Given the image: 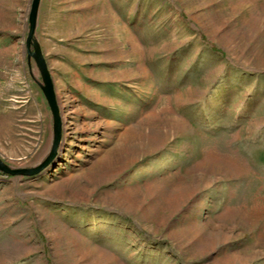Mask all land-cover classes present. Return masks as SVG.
<instances>
[{"label": "rangeland", "instance_id": "1", "mask_svg": "<svg viewBox=\"0 0 264 264\" xmlns=\"http://www.w3.org/2000/svg\"><path fill=\"white\" fill-rule=\"evenodd\" d=\"M30 5L0 0L14 169L54 138ZM35 37L63 141L0 173V264H264V0H42Z\"/></svg>", "mask_w": 264, "mask_h": 264}, {"label": "water", "instance_id": "2", "mask_svg": "<svg viewBox=\"0 0 264 264\" xmlns=\"http://www.w3.org/2000/svg\"><path fill=\"white\" fill-rule=\"evenodd\" d=\"M41 1L42 0H31L30 11L28 15V35L26 39V51L29 62L31 61V59L34 60L42 78V81L39 83V86L47 100L53 117V145L50 154L45 159V161L34 168L14 169L8 166L6 162H4L0 158V173L13 177H33L43 171H47L48 168L53 165L56 161V158L60 152V146L63 141V119L56 94L54 81L50 73L48 63L45 59L41 45L35 37Z\"/></svg>", "mask_w": 264, "mask_h": 264}, {"label": "crops", "instance_id": "3", "mask_svg": "<svg viewBox=\"0 0 264 264\" xmlns=\"http://www.w3.org/2000/svg\"><path fill=\"white\" fill-rule=\"evenodd\" d=\"M42 2V1H41ZM39 11H40V9H39ZM39 17V16H38Z\"/></svg>", "mask_w": 264, "mask_h": 264}]
</instances>
